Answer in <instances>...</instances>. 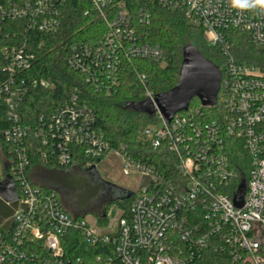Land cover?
Here are the masks:
<instances>
[{
    "label": "built area",
    "instance_id": "built-area-1",
    "mask_svg": "<svg viewBox=\"0 0 264 264\" xmlns=\"http://www.w3.org/2000/svg\"><path fill=\"white\" fill-rule=\"evenodd\" d=\"M69 1L0 0L5 58L0 98L9 107L12 125L5 136L11 141L8 154L18 194L14 232L0 231V264H70L63 242L72 230L113 246L121 264H197L209 254L229 259L225 264H264V63L239 60L231 43L235 34H245L264 50V14L235 8L230 0H89L105 31L71 44L66 63L98 93L111 95L120 87V70L128 61L165 64V49L147 38L157 7L182 13L224 59L217 116L189 108L168 120L157 109L156 121L140 134L157 154L151 157L103 139L95 111L81 105L77 95L34 123H23L19 110L28 94L52 88L48 80L30 75L37 60L35 35L59 34ZM141 81L144 99L155 103L146 76ZM30 135L45 147L46 159L63 166L76 164L80 148L96 159L86 164L92 169L114 152L123 160L125 175L144 177V187L132 195L129 217L122 213L114 234L98 233L86 219L71 217L55 194L28 180ZM243 183L240 207L235 197Z\"/></svg>",
    "mask_w": 264,
    "mask_h": 264
},
{
    "label": "trees",
    "instance_id": "trees-1",
    "mask_svg": "<svg viewBox=\"0 0 264 264\" xmlns=\"http://www.w3.org/2000/svg\"><path fill=\"white\" fill-rule=\"evenodd\" d=\"M87 11H91L90 15L86 14ZM104 31L105 26L92 11L89 0H70L63 30L57 35H35L33 47L37 60L30 75L48 80L52 88L33 89L21 104L20 117L23 123L32 124L40 115L53 113L57 107L77 95L81 105L89 106L95 111L96 127L103 139L114 147L126 144L134 152L155 157L157 154L142 143L140 134L145 124L156 121V116L139 113L127 106L128 103L144 100L145 87L141 76H146L147 87L158 96L168 93L178 84L185 46L194 45L220 68L224 65V59L219 49L208 45L203 30L189 25L182 13L157 7L154 9L147 38L165 49V64L142 59L126 62L120 70V87L111 95H106L98 93L83 75L71 70L66 63L71 44L91 37L97 39ZM231 43L233 53L239 60L251 64L264 63V50L256 49L247 35L235 34L231 37ZM4 63L0 46V83L5 78L1 73ZM221 100L222 93H219L218 105L211 109L203 107L200 100L194 98L190 108L218 111L221 109ZM8 110L6 101L0 98V156L9 162L6 174L14 176L12 156L8 154L11 141L5 136L12 125ZM216 113L211 117H216ZM27 149L31 160L27 171L28 180L44 191L55 194L63 210L71 217L85 220L92 214L101 225H108L120 209L125 218L129 217L133 196L128 197L127 193L115 196L111 191H103L101 194L93 192L90 195L76 182L71 171L93 170V166L87 167L86 164L93 165L96 162V159L87 158L84 149L78 150L76 164L70 167L61 165L56 159H46L45 147L31 135L27 138ZM12 214L9 205L0 199V217L8 219ZM0 231L13 233L14 227L9 222L1 226ZM63 244L70 264H77L78 261L80 264H121L113 246L101 241L93 243L83 231L72 230ZM225 263H230V260L217 254H209L197 264Z\"/></svg>",
    "mask_w": 264,
    "mask_h": 264
},
{
    "label": "water",
    "instance_id": "water-1",
    "mask_svg": "<svg viewBox=\"0 0 264 264\" xmlns=\"http://www.w3.org/2000/svg\"><path fill=\"white\" fill-rule=\"evenodd\" d=\"M221 80L220 67L208 60L198 48L190 44L183 49V61L176 87L168 93L156 96L155 103L150 99H144L133 104L128 103L127 106L139 113L151 116L158 109L168 120H172L176 114L188 111L194 98H198L205 108L216 106ZM122 193L124 192L122 191L120 194ZM245 193L246 185L243 183L235 197L237 206H243ZM127 194L128 197L133 195L132 192ZM17 198L15 182L11 175H7L3 181H0V199L5 203H13Z\"/></svg>",
    "mask_w": 264,
    "mask_h": 264
},
{
    "label": "rangeland",
    "instance_id": "rangeland-1",
    "mask_svg": "<svg viewBox=\"0 0 264 264\" xmlns=\"http://www.w3.org/2000/svg\"><path fill=\"white\" fill-rule=\"evenodd\" d=\"M9 162L0 156V181H3L7 176V167ZM74 175L76 182L81 186L84 192L92 195L93 192L98 194L103 191H111L113 195L118 196L123 191L126 194L129 192H137L141 190L145 185V179L141 175L131 174L125 175L123 172V160L122 158L115 154L110 153L105 159L100 163L96 164V169L87 171H71ZM16 204L12 203L9 208L12 210L13 214L10 218L4 219L0 217V227L7 222L12 221V217L15 212ZM123 211L117 210L115 216L109 223V228L100 227L101 224L94 215L90 214L86 217L90 227L98 233H110L111 235L115 233L119 219ZM103 226V225H102Z\"/></svg>",
    "mask_w": 264,
    "mask_h": 264
},
{
    "label": "clouds",
    "instance_id": "clouds-1",
    "mask_svg": "<svg viewBox=\"0 0 264 264\" xmlns=\"http://www.w3.org/2000/svg\"><path fill=\"white\" fill-rule=\"evenodd\" d=\"M230 2L235 8L255 10L260 14H264V0H230Z\"/></svg>",
    "mask_w": 264,
    "mask_h": 264
}]
</instances>
